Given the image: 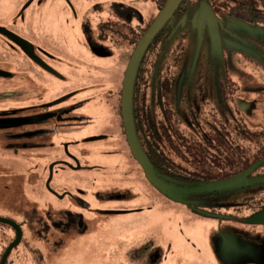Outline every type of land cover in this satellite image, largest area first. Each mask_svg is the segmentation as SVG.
I'll return each instance as SVG.
<instances>
[{"label":"flooded vegetation","instance_id":"flooded-vegetation-1","mask_svg":"<svg viewBox=\"0 0 264 264\" xmlns=\"http://www.w3.org/2000/svg\"><path fill=\"white\" fill-rule=\"evenodd\" d=\"M62 1L64 15L55 29L73 30L72 47L61 43L47 48L40 42L41 35L32 38L23 33L25 23L49 5V0H22L19 8L17 3L16 9L2 16L0 13V28L4 29H0V121L43 117L34 123L0 128V135L33 138L52 135L53 130L84 126L88 120L76 114L80 103L61 105L84 91L95 81L94 75H105L111 86L103 92L104 100L109 103V115L117 126V150L125 164L113 166L119 177L118 181H110L114 186L108 182L102 186L120 194L100 202L109 206L124 201L121 205L126 208L111 211L101 203L98 207L93 204V178L96 171L106 169L82 164L75 154L69 153L72 143L64 144L66 158L44 168L46 178L40 185L56 200L57 207L47 203L41 210L25 213L21 222L0 216V264L17 241L4 264H47L37 241L48 251L62 250L67 241L61 236L70 240L88 236L93 233L95 220L142 210L135 207V201L143 195L142 188L153 198H165L169 204L179 198L193 216L213 221L218 251L219 244H227L224 236L228 231L239 233L242 240L238 243L248 242L247 251L240 248L233 254L234 262H224L220 257L222 262L218 255L215 264H264V224L250 222L264 212V162H255L256 154H264V0H182L175 16L146 46L133 81L132 123L155 178L165 188L148 179L132 153L123 97L135 51L168 0L162 6L163 0L114 4L104 7L95 20L88 9H80L79 14L74 1ZM148 1L152 11L145 8ZM203 7L214 13L216 19L211 20V25L207 19L200 20ZM42 17L48 31L53 29L54 14L44 12ZM211 26L219 35V44L213 42ZM48 31L41 34L45 36ZM8 32L29 42L32 52H25ZM84 50L93 57L109 60V64L92 70L87 68L92 65L82 60L79 66V53ZM56 65L75 68L71 75L81 80L69 79ZM43 80L46 85L54 80L71 88L45 103L4 107L5 101L26 102L37 97L33 95L37 93L36 85ZM96 135L99 136L88 141L107 140L110 134ZM35 146L34 143L32 147ZM67 171L71 175L86 172L88 176L69 186L61 185L64 181L58 177ZM117 198L119 201L114 200Z\"/></svg>","mask_w":264,"mask_h":264},{"label":"rangeland","instance_id":"rangeland-1","mask_svg":"<svg viewBox=\"0 0 264 264\" xmlns=\"http://www.w3.org/2000/svg\"><path fill=\"white\" fill-rule=\"evenodd\" d=\"M21 1L0 0L1 16L14 8L17 3L19 8ZM72 1L76 4L79 14H81L80 9L86 8L90 12L89 15L95 20L99 14H102L104 7L107 9L114 4H124L129 0ZM136 4L139 5L140 1L138 0ZM145 8L152 11L150 1H148ZM44 12H51L55 16L54 22H51L53 29L50 27L49 31L47 23L43 20L45 17H42ZM34 13L35 11H32L30 15L33 17ZM62 15H64L63 1L49 0V5L47 4L41 8L39 14L36 12L35 18L29 19V23H25L23 33L25 36L32 38L41 35L40 42L45 44L47 48L61 43L64 47H72L73 38L75 37L73 30L67 32L63 27L55 29V24L58 23V19ZM42 31H48V34L44 36L41 34ZM65 35L67 39L63 40L62 36ZM78 60L79 63L82 60L88 65L90 63L92 67L87 68L92 70H95L97 66L103 68L110 62L109 60L93 57L88 54L87 50L79 53ZM79 66H81V63ZM57 68L66 76L68 75L69 79L81 80L72 77L71 73L75 68L59 66ZM114 68L115 65L113 64L112 69ZM99 76L100 78L94 75L95 81L80 92L76 98L61 105L66 107L80 103L76 114L88 120L89 123L84 126L75 130H69L70 127H67L68 130H53L52 135H41L33 138L0 135V216L10 218L15 222H21L26 218L25 213L31 212L33 209L41 210L47 203L57 207L56 200L49 196L43 186L40 185L46 178V173L43 172L44 168L63 157L66 158L64 144L69 142L72 143L69 146V153L75 154L82 164L101 165L106 169L102 172L96 171V176L93 178L96 183L93 189L96 198H91L93 204L98 207L100 201L104 200L105 197L120 194L119 191L111 190L112 188H103L106 182L109 183V186L115 185L114 182L110 181H118L119 177L113 170V166L115 164L124 165L125 161L122 158V153L117 150V148H120V142H117L115 135L118 131L117 126H115L109 115L110 105L104 100L105 95L103 92L111 85L105 79V75ZM116 77L118 78V75ZM37 79L39 80L38 77ZM78 84H80L79 81ZM85 84L83 82L82 86L85 87ZM70 88L65 87L64 83H56L54 80L48 81L46 85L43 80V82L36 85L37 93L33 95L37 97L32 95L33 97L30 100L27 99L26 102L5 101L6 105L4 107L22 108L27 105L45 103L64 95ZM86 94L90 96H86ZM38 98H40V101H37ZM85 99L89 100L82 102ZM18 131H23V129ZM104 133L110 134L107 140L88 141L90 138L99 136L96 134L102 135ZM111 133H114V135H111ZM34 143L37 146L32 147ZM41 143H45V145ZM66 173L62 172L61 176L58 177L59 180L64 181L61 182V185L65 186H69L70 182L86 179L88 176L86 172L83 174L77 172L76 175H71L72 172L70 171ZM58 184V182H54V185ZM108 190L111 193L107 192ZM142 192L143 195L135 201V207H140L142 210L95 220L93 233L88 236L72 240L68 239V236H61L62 240L67 241L66 247L62 250L48 251L42 246L41 242L37 241L41 245V252L44 251L45 263L192 264L196 262L215 264L218 255V260H221L220 257H222L224 262L227 260L230 262L233 260L234 262L236 258L234 253L240 251V248L246 249V251L249 249L247 241L237 242L240 239L242 240L239 233L228 231L227 235L224 236L227 244L225 246L219 244L218 251L215 240L216 228L213 221L193 216L192 210L183 205V201L179 198H174L175 204H169L161 196L153 198L151 193H145L143 188ZM114 200L119 201L118 198ZM122 203H112L109 206L101 204L102 207H107V209L113 211L126 208L121 205ZM49 256L51 257L49 258Z\"/></svg>","mask_w":264,"mask_h":264},{"label":"water","instance_id":"water-1","mask_svg":"<svg viewBox=\"0 0 264 264\" xmlns=\"http://www.w3.org/2000/svg\"><path fill=\"white\" fill-rule=\"evenodd\" d=\"M182 0H168L166 3L165 7L159 14V16L156 18V20L153 22L152 26L150 29L146 32L142 40L140 41L135 54L130 62L128 73L126 76L125 80V88H124V97H123V113H124V122H125V128H126V133L128 136V141L130 143L132 153L137 160V162L142 166L144 169L148 179L151 182L156 183L157 185H160L161 187L165 188V186H162V184L159 183V181L155 178L152 170L150 163L144 153L142 152L135 133H134V128H133V123H132V111H131V100H132V89H133V81L135 77V73L137 70V67L139 65V62L142 59L144 50L150 40L159 32L161 27L165 24V22L171 17L173 12L178 8V6L181 4ZM207 19L211 25V20L216 19L214 16V13L206 8H201L200 10V20ZM4 30L3 28H0ZM210 30L212 31V39L214 44H219L220 39L218 33L215 31L214 27H210ZM10 33V32H8ZM11 40L21 46V48L29 54V52H32V47L29 45V42L26 40L20 38L16 34L10 33L9 34ZM52 71V70H51ZM42 118H13V119H7V120H1L0 121V128H10V127H17L23 124H30L34 123L38 120H41ZM51 172H52V167H51ZM8 222V221H6ZM251 223L254 224H264V212L257 214L254 216L251 220ZM19 238V237H18ZM18 242V241H17ZM14 243L12 245L8 252L5 255V258L2 262L4 264L6 257L8 254L11 252L12 248L17 244Z\"/></svg>","mask_w":264,"mask_h":264},{"label":"trees","instance_id":"trees-1","mask_svg":"<svg viewBox=\"0 0 264 264\" xmlns=\"http://www.w3.org/2000/svg\"><path fill=\"white\" fill-rule=\"evenodd\" d=\"M167 0H163V1H160V4H161V6L163 5V4H165V2H166ZM178 11V8L173 12V14L171 15V17L168 19V20H170V19H172L174 16H175V14H176V12ZM163 26H165V24L163 25ZM162 26V27H163ZM160 32V31H159ZM158 32V33H159ZM255 162H264V154L262 153V154H256L255 155Z\"/></svg>","mask_w":264,"mask_h":264}]
</instances>
